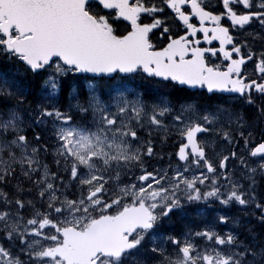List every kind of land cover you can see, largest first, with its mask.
<instances>
[{"label": "snow or ice", "instance_id": "obj_1", "mask_svg": "<svg viewBox=\"0 0 264 264\" xmlns=\"http://www.w3.org/2000/svg\"><path fill=\"white\" fill-rule=\"evenodd\" d=\"M0 66V264H264V0H0Z\"/></svg>", "mask_w": 264, "mask_h": 264}, {"label": "flooded vegetation", "instance_id": "obj_2", "mask_svg": "<svg viewBox=\"0 0 264 264\" xmlns=\"http://www.w3.org/2000/svg\"><path fill=\"white\" fill-rule=\"evenodd\" d=\"M165 158L168 159V156H165ZM256 179L258 182V189L257 190L261 195H264V177L257 176ZM220 212H227V214H229L231 216H234L235 212H236L240 215V217L242 219V224L245 225V227L250 226L251 228H253L254 222H256L258 227H259V232L262 231L260 229L261 225L258 223V221L255 218L247 216L244 213L240 212L238 206H233L230 209H225L223 206L214 203L211 208L207 209L206 214H207L208 218L210 219L212 216H214L215 214L220 213ZM241 228H244V227H241ZM240 232H241V238L243 239L247 235V232L243 231V230H241Z\"/></svg>", "mask_w": 264, "mask_h": 264}, {"label": "trees", "instance_id": "obj_3", "mask_svg": "<svg viewBox=\"0 0 264 264\" xmlns=\"http://www.w3.org/2000/svg\"><path fill=\"white\" fill-rule=\"evenodd\" d=\"M0 67H2V66H0ZM9 67H11V66H9ZM22 74V73H21ZM132 87H135V88H138V89H147V90H149L150 92L151 91H155L156 90V86L155 85H149L147 82H142V81H138V80H136L132 85H131ZM160 91H164L163 89H160ZM29 99L31 100L32 98L31 97H29ZM67 102V98L66 97H64V96H62L61 97V103H66ZM25 119H27V116H25ZM46 134V136L47 135H49V133H45ZM148 138V137H147ZM152 138V137H151ZM49 143H51L50 141H49ZM50 163V162H49ZM12 187V185H9V188H11ZM243 231H245V229L244 228H241ZM253 231H255L256 233H259V234H264V226H260V229L262 230V231H260L259 232V227H258V225H257V223L256 222H254V226H253Z\"/></svg>", "mask_w": 264, "mask_h": 264}, {"label": "rangeland", "instance_id": "obj_4", "mask_svg": "<svg viewBox=\"0 0 264 264\" xmlns=\"http://www.w3.org/2000/svg\"><path fill=\"white\" fill-rule=\"evenodd\" d=\"M145 139H147L146 137H144Z\"/></svg>", "mask_w": 264, "mask_h": 264}]
</instances>
